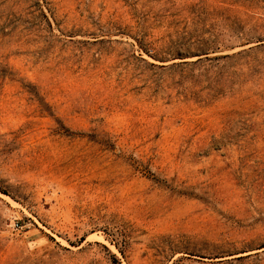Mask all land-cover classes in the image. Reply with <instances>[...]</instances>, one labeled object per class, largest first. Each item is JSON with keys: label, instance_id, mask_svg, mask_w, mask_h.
<instances>
[{"label": "rangeland", "instance_id": "obj_1", "mask_svg": "<svg viewBox=\"0 0 264 264\" xmlns=\"http://www.w3.org/2000/svg\"><path fill=\"white\" fill-rule=\"evenodd\" d=\"M0 264H264V0H0Z\"/></svg>", "mask_w": 264, "mask_h": 264}]
</instances>
